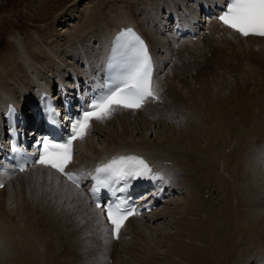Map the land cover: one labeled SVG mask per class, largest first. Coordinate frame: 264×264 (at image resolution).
I'll use <instances>...</instances> for the list:
<instances>
[{
  "label": "bare ground",
  "instance_id": "6f19581e",
  "mask_svg": "<svg viewBox=\"0 0 264 264\" xmlns=\"http://www.w3.org/2000/svg\"><path fill=\"white\" fill-rule=\"evenodd\" d=\"M164 1L174 2L168 4L167 7H160L163 0L139 1L141 7H149L147 11L146 9L138 10L144 16L148 14L144 23L148 26L149 20H154L155 23L158 21L160 24L156 27L153 24V26L150 25L152 31L145 29V26H140L133 18L134 6H130L128 0L120 1L122 4L112 2L107 4L106 2L102 6L112 7L111 9H115L116 12H110L112 10L109 11L105 7V10L90 14L91 16L86 17L85 20L79 21L80 25L78 24L79 27L75 31L79 35L93 28V24L97 23L100 17L102 23L94 33L100 31L102 25H104V30L100 31L93 40L92 50L89 46L81 45L80 42L84 40V36L80 38L78 36L74 38L72 34L66 36L69 40L72 38L80 46L76 51V44H73L64 53L65 56L73 57L70 70L73 73L70 74L69 80H66V76L69 75L68 71L52 58L55 56L59 59L58 51H49L47 54L41 50L37 42L35 45H25L21 51L17 46H12L10 56L5 57L0 63V143L4 146L6 145V123L3 120L2 109L5 105L12 102L22 109L21 122L25 125L20 131L23 137L27 140L30 137L38 138V135L44 132L43 121L38 111L33 110L32 106L36 103L40 92H50L54 99H57L58 92L61 96L66 95L72 100L75 110L77 96H86L89 86L93 87L100 83L105 58H107L113 41L118 42L121 38V27L131 25L141 32L144 40L154 52L156 69L154 84L161 92V97L163 96L161 104L154 105L152 110L145 108L136 112L118 110L107 121L93 122L85 139L76 143L77 151L72 169H86L93 172L99 165L114 157L135 155L149 164L153 175L162 177V179H149L150 182L154 181L157 188L152 189L150 195L148 192L142 193L144 201H151L150 198L156 195L157 190L166 189V198L157 205V210L154 207L150 211H144L140 217L128 219L120 231L119 239L117 241L111 239L106 243L103 229L109 226L98 223L99 210L91 205L85 189H76L60 176L59 183H57L58 174L42 167H32L31 170L21 174L0 175V184H4L3 190L0 191V221L3 220L9 207H16L19 212L21 209L20 218L18 214L15 215L17 220H20V228L26 233L24 234L27 239V241L24 240L25 243L30 238L27 232L30 228L33 229L32 226L36 222L42 223L48 229L47 235L40 234L41 244L34 246L36 239H33V246L23 242L25 253L14 245L12 248L9 244L8 246L0 245L5 248V252L16 250L23 256L22 259L16 257L12 259L10 258L12 254H9L8 259H5L6 256H0V264H51L55 246L46 241V237L59 233L58 225L62 223L66 229L68 228L69 236L73 237L77 246H83L82 243L85 244L86 241L85 245L92 248L90 240L88 241L91 235L94 237V244L101 243L106 253V256L104 254L106 264H108L110 255L113 256V264L121 261L118 253L125 245L127 234L131 232L137 240H140L134 241L132 247L136 246L140 251L132 248L125 255V260H134L135 264H238L243 261H245L244 264H249L251 261L255 263L253 257L264 249V218H261L264 215L258 217L255 212H240L237 204L239 201L235 196L238 192H234L232 188L233 184L236 185V181L241 190H249V186L253 184V196L259 199L255 204L258 208L261 204L264 205L262 202V194L264 195V38L242 39L218 25L215 15H218L219 11H216L215 5L224 3L225 6L224 0ZM187 1L189 2L184 9L176 8V4L183 6ZM203 3L206 5L203 6ZM121 5H125L123 11H120ZM173 9L174 12H172ZM205 9L215 12L214 15L210 14L212 20L204 17ZM160 10H164L163 21H161L163 23L157 19ZM109 14L113 16L110 17ZM202 18L208 22L204 28V23H199ZM181 24L195 32L193 37L203 35L201 33L203 29L210 30L206 36L208 43L205 46L206 49L201 42L192 41V35L182 37L186 39V43L182 45L181 51L185 52L186 58L192 57L190 63L182 59L178 61L180 58L172 61L171 56L174 53L169 51L170 38L177 40L174 29ZM199 45L203 49L202 60L200 58L197 60L196 56L195 58L194 55L190 56L191 54L188 53L190 49L199 47ZM159 48L163 49L167 60H159V56L155 55L156 49ZM87 52L90 54L88 55ZM209 53H211V58L204 59ZM28 57L30 61L25 63ZM230 57L236 65H239L241 75V84L237 87L235 84V87H232L234 89L231 91L232 95L226 96L225 99H221L223 95H216L220 98L211 97L212 93L196 97L199 92L189 88L186 81H192L191 78L206 71L211 63L215 65L214 69L219 66L225 67V64H219L222 59L227 63L226 65H229L227 60ZM38 58L40 60H37ZM166 61L169 65L174 62L179 68L171 69L165 74L164 70L168 66L165 65ZM43 69L45 74L47 73L45 77L41 73ZM49 76L55 77V80H49ZM25 98L27 101L24 103ZM165 108H167L166 111ZM57 109H63V107L58 106ZM166 114L171 115L173 126H163L162 130L157 127V132L161 131V134L166 137L165 142L162 140L164 143L155 142L143 146L146 144L143 139L140 137L134 139V133L137 134L143 130L145 132L144 125L151 124L147 122L159 121L165 118ZM158 141L161 142V140ZM50 172L52 175H49ZM175 175L179 181L181 180L178 184L184 181L185 186L188 185V188L185 187L186 191L183 192L185 201L183 200L184 203H178L174 207L178 209V212L168 209L165 214L162 213L157 217L162 208H167V202L170 200L166 201V199L171 195V181ZM249 178H253V183L250 181L248 188L244 187L247 184L246 181L250 180ZM207 193L217 194L215 195L217 198L207 201ZM223 193L226 195L223 196ZM246 204L249 205L248 202ZM246 207L244 205V208ZM156 217L157 219L154 220ZM164 218L172 221L175 227L174 232L172 234L169 232L171 235L160 236L158 234L155 241H150L149 244L152 246L143 248L140 244L145 241L146 236L143 224L157 220H161L162 223ZM160 233L162 234L161 231ZM8 234L20 237L17 231L13 233V229ZM6 236L3 235V237ZM36 252L39 259L34 260ZM202 254L205 255L204 258ZM257 257L264 264V251Z\"/></svg>",
  "mask_w": 264,
  "mask_h": 264
},
{
  "label": "rangeland",
  "instance_id": "374dc122",
  "mask_svg": "<svg viewBox=\"0 0 264 264\" xmlns=\"http://www.w3.org/2000/svg\"><path fill=\"white\" fill-rule=\"evenodd\" d=\"M120 1H122V0H117V1L116 0H0V63L3 61V59L5 57L10 56V53H11L10 51H11L12 46H17V48L21 51L25 45H28V46L35 45L37 42L40 44V47L42 48L41 50L45 51L47 54L49 53V51H54V50L58 51L59 59H56L55 56H52V58L57 64H60V66L62 68H65V70L68 71L69 75L66 76V80H69V77H71L70 74L73 73L72 71H70L73 57L70 55L65 56L64 53H65V51L69 50L70 46L73 44H76V51L79 50L80 46H79V44H77V42L73 41L72 38L69 40L66 36L68 34L74 35V38H77V36H78V38L84 36L83 37L84 40L80 42L81 45L86 46V47L89 46V48H91V50H92V48H94L93 40L100 33V31L104 30V25H102V29L100 31H97L96 33H94V31L96 29H98V26H100V24L102 23L101 17L98 18L97 23L93 24L94 26L92 25L93 28L88 27L89 29H87L85 32H81L80 35H79V33L75 32L79 27L78 24L80 25L79 21H82L83 19L85 20L86 17L91 16L90 14H93L96 12H101V11L105 10L106 9L105 7H107V9L109 11L112 10L111 9L112 7L108 8L109 6H102V4H104L106 2H107V4L111 3V2L115 3V4H117V3L122 4ZM134 1L128 0V3L130 6H132V7L134 6L133 8H134L135 12L133 13V18L137 21V23H139L140 26H142V27L145 26V29L152 31V28H150V25L153 24L154 27H156L157 25H160L158 23V21H157V23H155L156 21L149 20V24L147 26L144 23V20L146 19V17H148V14L144 16V15H142V12H140L138 10L142 9V11H143L144 9H146L145 11H147L149 7H146V8L141 7L139 1H142V0H136L135 2ZM144 1H146V0H144ZM189 1H192V0H189ZM189 1H187L185 4H183V6L181 4H176L177 5L176 8L177 9H184L186 7V4H188ZM173 2L174 1L165 2L163 0V4L160 7H167L168 4L170 5V3L172 4ZM132 3L135 5H133ZM124 6L125 5L120 6V11H123V9L125 8ZM110 12H116V10L113 9ZM172 12H174V9L172 10ZM162 13H164V10H160L158 12L159 17H157V19L160 22L163 21ZM109 15H110V17L113 16L112 14H109ZM161 23H163V22H161ZM73 27L76 29H74ZM151 31H148V32H151ZM93 33H94V35H93ZM90 37H92V38H90ZM202 43L205 46V42H202ZM201 45H199V47H195V48H198L200 50ZM83 46H82V48L85 49L86 47H83ZM169 48H170L169 49L170 53L171 52L172 53L177 52V49L175 48V42L174 43L169 42ZM189 51H191V50H189ZM88 53L90 54V52H87V54ZM163 53H164L163 49L160 50V48L156 49V51H155V55L159 56L158 58H160L159 60H165V59L167 60V56H165V54H163ZM176 57H177L176 54L172 55L171 56L172 61H175V59H179ZM179 57H181V58L178 61H181V59H182V61L190 63L191 58H185V54H179ZM210 58H211V53L207 54L204 59L209 60ZM37 60H40V59L38 58ZM29 61H30V57L27 58L25 63H28ZM227 61H229V65H226L227 63L224 61V59H222L219 62V64L220 63L222 65L225 64V67L219 66L216 69H214L215 65H212V63H211L209 65V68L206 71L199 74L195 78L194 77L191 78L192 81H190V80L186 81V84L188 85L189 88L199 92V94H197L196 97L207 96V95H210L212 93L211 97L220 98V97H217L216 95H218V96L223 95L221 97V99H225L228 96L230 97L232 95L233 92H231V91H234L233 88L235 87V84H236V87L241 84V75H240V70H239L240 67H239V65H236L233 62L231 57ZM214 63H216V62H214ZM165 65H168L167 67H169L168 69L166 67V69L164 70L165 72L163 71L165 74L170 72L171 69H178L179 68L177 65L174 64V62H172V64L169 65L166 61ZM80 66H82V64L79 65V67ZM26 72H27V70H26ZM41 73L44 77L47 74V73L45 74L44 69L42 70ZM161 73H162V70H161L160 74ZM48 79L54 81L55 77L49 76ZM213 90H214V92H213ZM26 101H27V99L25 98L24 103ZM172 102H174V101H172ZM177 104H178V102L176 103V105ZM1 106H2V104H1ZM169 107H170V105H169ZM175 109L176 108H174V110ZM164 110L166 111L167 108H165ZM168 110H169V108H168ZM0 113H1V111H0ZM167 116H168V114H166L165 118H161L159 121L150 120L151 122L150 121L147 122V123H151V124H149V125L145 124L144 125L145 132L143 130L142 132H138L137 134L134 133V136H135L134 139H136V138L138 139L139 137L141 139H143L144 142L146 143L143 146H148V145H151L155 142L160 143V144L164 143L165 142L164 140L166 137H164V135L161 134V131L157 132V130H158V128L160 130H162L163 126H165V127H172L173 126L171 115H169L168 117ZM177 116L178 115H176V117ZM0 126H1V122H0ZM111 129H113V128H111ZM111 129H109V130H111ZM154 138H155V140H154ZM162 138H164V139H162ZM158 140H161V142ZM129 141H131V140H129ZM138 142L141 143V141H138ZM173 178L174 179L171 181L172 192H171V195L169 196V198L166 199V201H168V200H170V201L167 202V208H164V209L162 208L161 212L159 213V215H157V217L161 216L160 214H162V213L165 214V212L168 209H171L172 211L178 212V209L174 208V207L176 206V204L178 205V203H182L183 200L185 201V195L183 192L186 191V189H185L186 182L184 183V181H183L182 183L178 184V182H180L181 180L179 181L177 179V175H175ZM252 180H253V178L246 181L247 184H245L246 186L244 185V187L248 188L247 185H250L251 183H253ZM250 181H251V183H250ZM176 182H177V184H176ZM235 183H236V185L233 184L232 188H234L233 189L234 192L239 193V194L235 193L236 194L235 196H237L236 199H237V201H239L237 203L239 211L240 212H244V211L255 212V214H257L258 217H261L262 215H264V205L261 204V206H259V208H258L257 207L258 205L255 204V203H257V201L259 199L256 198L255 196H253V189H252L253 184H251L252 187H251V185L249 186V188H248L249 190H246V189L241 190V189H239V186H238L239 184L237 183V181ZM248 183H250V184H248ZM186 188H188V185ZM240 188H241V186H240ZM249 191H252V192H249ZM207 194H208L207 195V201L212 200V199L214 200L217 198L215 196L217 194H214V193H212L211 195H210V193H207ZM223 194H224L223 196L226 195L225 193H223ZM241 199H243V200H241ZM245 200H248L247 201L248 204L251 201L250 204L247 205L246 204L247 202ZM262 202L264 203V195L263 194H262ZM240 203H241V205H240ZM244 205H246L247 207L249 206V207L244 208ZM242 206L244 209L242 208ZM173 208H174V210H173ZM238 208H237V210H238ZM8 209H7V213H6L7 216L5 214L3 217V220L0 221L2 223V224H0V245L8 246V244H9L10 248H12L13 247L12 245H14V246H17L20 251L22 250L23 253H25L24 252V249H25V245H24L25 241L24 240L27 241V239H25L26 235H24V234H26V233L24 230H22L20 228V225H19L20 220H17V216L15 215V214H18V218H20L22 210L19 208L20 209V212H19L18 208H16V207L14 208L13 206L9 207ZM9 211L11 212V214ZM28 213H30V212H28ZM9 214H10V216H9ZM157 217L154 218V220L157 219ZM261 218H264V217L262 216ZM28 221H29V219H28ZM169 221L170 220L168 218H164V222H162V223H161V220L144 223L143 225H145V228H143V229H144V233L146 236H145V241H142L140 243L141 246H143V248H149L150 246H152V244H149V243L152 240L155 241L156 236L158 234H160V236L161 235H168V234L171 235L172 232H174L173 228H175V227L172 224V221H170V222ZM167 223H171V224L168 225ZM146 225H147V227H146ZM12 226H13V228H12ZM73 226H74V223H73ZM58 227H59V231H60L59 233L57 232L56 234H51V235H48L46 237L48 239V240L46 239V241H48L51 245L55 246V250L53 252L51 264H57L58 262L59 263L61 262V264H65V263L66 264H106V261H105L106 253L103 251V245L101 243L94 244V237L92 235L88 239V241L90 240L89 241L90 245L93 246L92 248H89L85 245L86 241H85V244H84V242L82 243L83 246H80V245L77 246L74 242L73 237L69 236L70 232L68 231V228L66 229V227L63 223L60 224V226L58 225ZM148 227H150V228H148ZM32 228L33 229L30 228V230L27 232L28 233L27 235L30 238L28 239L29 241L26 242L25 244L26 245L30 244L32 246H33V244H34V246L37 244L39 245V244H41V241H42L40 234L47 235L48 229H47V227H44V225L42 223H37V222H36V224H34L32 226ZM158 228L161 229L160 231L162 232V234L160 233ZM12 229H13V233H16V231H17V235L20 236L19 237L20 239L17 238V236L14 234H11V235L8 234V233H10V231H12ZM145 230H147L148 232ZM23 231H24V233H23ZM131 231H132V229H131ZM156 232H158V233H156ZM32 234H33V236H32ZM3 235H5V236L7 235V236L3 237ZM11 236H13V237H11ZM6 238H8L9 240ZM2 239H3V241H2ZM13 239H14V241H13ZM33 239H36V241L34 243H33ZM4 240L6 241V243L4 242ZM15 241L17 244L15 243ZM134 241H140V240L139 239L137 240L132 232L129 235L127 234L126 240H125V245L123 246V248L118 253V257H121V261L118 264H135V263H133L134 260H131V259L129 261L125 260V258H126L125 255L127 254L128 251H130L132 248L138 249L136 246L132 247ZM23 245H24V247H23ZM3 246H0V249L2 250V252L0 250V256H2V257L6 256L7 258H5V259H8V257L12 254L11 256L14 257L13 258L10 256V258H12V259H16V258L22 259L23 258L22 254L20 252H17L16 250H14V252L9 251V253L5 252L4 251L5 248ZM34 248H36V247H34ZM138 250L140 251V249H138ZM263 251H264V249L260 250V253L253 257V261L255 263H252V261H251L249 264H262L259 261L257 256L261 255L263 253ZM4 252H5V254H4ZM249 252H251V251H249ZM161 253L163 254V251ZM14 254H16V255H14ZM104 254H105V256H104ZM252 254H254V251H252ZM202 255L204 258L205 255L204 254H202ZM95 256H97V257H95ZM37 259H39V258H38V253L36 252L35 256H34V260H37ZM263 260H264V258H263ZM244 262L245 261H243L241 263L244 264ZM113 263H114L113 256L110 255V258L108 260V264H113ZM241 263H238V264H241Z\"/></svg>",
  "mask_w": 264,
  "mask_h": 264
},
{
  "label": "snow or ice",
  "instance_id": "6c2138e0",
  "mask_svg": "<svg viewBox=\"0 0 264 264\" xmlns=\"http://www.w3.org/2000/svg\"><path fill=\"white\" fill-rule=\"evenodd\" d=\"M219 22L240 36H258L264 38V0H227L226 7L217 17ZM118 43L129 55L123 66L124 70L109 85L101 89V94L94 95L91 101L80 111L79 115L69 121L68 132L62 141L55 142L47 137L37 141L40 148L35 153L33 165L54 170L59 176L66 177L76 189L81 186V180L87 174L66 171L72 162L74 154V141H83L91 122L105 121L112 117L118 110L142 109L147 103L158 99L153 88L152 59L147 45L131 30L121 36ZM55 113L49 112L50 122L55 124ZM12 152L20 154L21 149L15 145ZM3 165H0V169ZM19 171H25L23 164ZM92 179L95 185L91 188V197L95 208L99 210L98 223L110 224L111 227L103 229L107 242L119 239L125 221L133 215L140 213L128 205L127 200L116 195L124 192L130 186V181L136 179H162L152 174V168L141 157L135 155H122L112 158L109 162L95 169ZM0 172V175H3ZM52 175V172L49 173ZM3 185L0 184V187ZM107 190L112 193L110 202L101 204L99 193ZM83 195V193H82Z\"/></svg>",
  "mask_w": 264,
  "mask_h": 264
}]
</instances>
